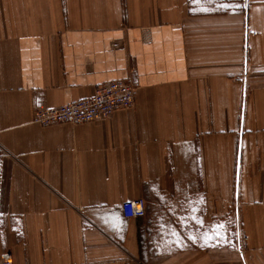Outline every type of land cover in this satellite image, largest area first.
Masks as SVG:
<instances>
[{"label": "crops", "instance_id": "obj_1", "mask_svg": "<svg viewBox=\"0 0 264 264\" xmlns=\"http://www.w3.org/2000/svg\"><path fill=\"white\" fill-rule=\"evenodd\" d=\"M113 80L135 84L132 108L32 122L35 105ZM140 198L146 216L125 218ZM233 219L240 245L204 239ZM6 252L264 264V0H0V264Z\"/></svg>", "mask_w": 264, "mask_h": 264}, {"label": "built area", "instance_id": "obj_2", "mask_svg": "<svg viewBox=\"0 0 264 264\" xmlns=\"http://www.w3.org/2000/svg\"><path fill=\"white\" fill-rule=\"evenodd\" d=\"M137 87L130 81L113 80L99 84L89 97L77 99L57 107L42 103L35 105L32 122L41 126L60 123L83 124L112 116L121 109L132 108L135 104ZM125 218L146 216V201L143 198L128 200L122 204ZM1 264H12L9 252L2 254Z\"/></svg>", "mask_w": 264, "mask_h": 264}, {"label": "rangeland", "instance_id": "obj_3", "mask_svg": "<svg viewBox=\"0 0 264 264\" xmlns=\"http://www.w3.org/2000/svg\"><path fill=\"white\" fill-rule=\"evenodd\" d=\"M237 208H234V216L236 215L235 212H237ZM218 225H223V229L220 230V235L212 238L214 242H218L221 244H228L230 243L231 245H240L238 242V237H239V225L236 224L235 220L233 219L232 224L228 223H222ZM208 242V241H207Z\"/></svg>", "mask_w": 264, "mask_h": 264}, {"label": "snow or ice", "instance_id": "obj_4", "mask_svg": "<svg viewBox=\"0 0 264 264\" xmlns=\"http://www.w3.org/2000/svg\"><path fill=\"white\" fill-rule=\"evenodd\" d=\"M192 3L193 4H200V3H202V0H192ZM222 8H225V9H227V8H232V9H235V8H237V7H243L244 5H239V4H235V3H233V4H222V5H220ZM202 10H204V11H207V8H202ZM223 225H216L215 226V228L213 229V231L211 232V233H206L205 234V236H204V239L205 240H209V239H212V238H214V237H216V236H219L220 235V230L221 229H223ZM173 235L175 236V235H177L176 233H173ZM193 240H195L196 239V237H191ZM179 241L177 240V243H178Z\"/></svg>", "mask_w": 264, "mask_h": 264}]
</instances>
